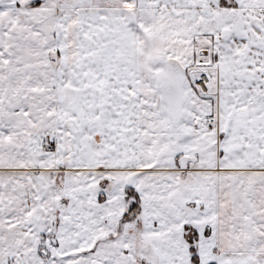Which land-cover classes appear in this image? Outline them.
I'll return each instance as SVG.
<instances>
[{
  "label": "snow or ice",
  "instance_id": "6c2138e0",
  "mask_svg": "<svg viewBox=\"0 0 264 264\" xmlns=\"http://www.w3.org/2000/svg\"><path fill=\"white\" fill-rule=\"evenodd\" d=\"M0 264H264V0H0Z\"/></svg>",
  "mask_w": 264,
  "mask_h": 264
}]
</instances>
